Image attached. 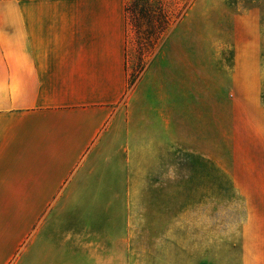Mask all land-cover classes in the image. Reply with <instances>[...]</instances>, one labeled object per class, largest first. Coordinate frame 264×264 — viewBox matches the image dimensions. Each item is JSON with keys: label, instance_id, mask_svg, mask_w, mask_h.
Returning <instances> with one entry per match:
<instances>
[{"label": "crops", "instance_id": "crops-1", "mask_svg": "<svg viewBox=\"0 0 264 264\" xmlns=\"http://www.w3.org/2000/svg\"><path fill=\"white\" fill-rule=\"evenodd\" d=\"M127 1L0 0V264H124L112 192L174 129L170 61L129 87ZM248 208L233 264H264V156Z\"/></svg>", "mask_w": 264, "mask_h": 264}, {"label": "rangeland", "instance_id": "rangeland-1", "mask_svg": "<svg viewBox=\"0 0 264 264\" xmlns=\"http://www.w3.org/2000/svg\"><path fill=\"white\" fill-rule=\"evenodd\" d=\"M164 2L171 23L155 46L140 51L128 28L127 71L131 88L139 68L170 61L171 146L128 159L112 192L126 238L113 244L124 264H233L264 156V0Z\"/></svg>", "mask_w": 264, "mask_h": 264}, {"label": "trees", "instance_id": "trees-1", "mask_svg": "<svg viewBox=\"0 0 264 264\" xmlns=\"http://www.w3.org/2000/svg\"><path fill=\"white\" fill-rule=\"evenodd\" d=\"M124 12L127 27L133 30L140 51L150 47L149 42L155 46L171 23L164 0H128ZM125 56L127 59V48ZM139 70L138 75L144 69Z\"/></svg>", "mask_w": 264, "mask_h": 264}]
</instances>
